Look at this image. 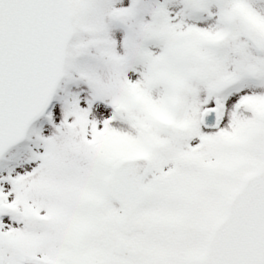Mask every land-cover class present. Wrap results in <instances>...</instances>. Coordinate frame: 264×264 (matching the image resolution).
<instances>
[{
	"label": "snow or ice",
	"instance_id": "6c2138e0",
	"mask_svg": "<svg viewBox=\"0 0 264 264\" xmlns=\"http://www.w3.org/2000/svg\"><path fill=\"white\" fill-rule=\"evenodd\" d=\"M0 264H264V0H0Z\"/></svg>",
	"mask_w": 264,
	"mask_h": 264
}]
</instances>
